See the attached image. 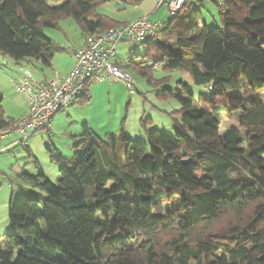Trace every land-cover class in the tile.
Instances as JSON below:
<instances>
[{"label":"trees","instance_id":"trees-1","mask_svg":"<svg viewBox=\"0 0 264 264\" xmlns=\"http://www.w3.org/2000/svg\"><path fill=\"white\" fill-rule=\"evenodd\" d=\"M103 1L0 0V53L50 66L61 49L44 28L71 17L87 36L129 22L97 13ZM220 6L222 27H209L185 0L144 42L145 58L155 54L209 89L198 100L190 83L166 89L181 105L176 133L153 129L143 142L110 132L99 141L84 123L74 158L53 157L57 183L21 174L33 188L10 203L0 264H264V0ZM91 83L76 103L90 99ZM2 101L0 92V127L16 120ZM218 107L238 111L240 125L221 131ZM175 194L178 206L163 210L159 202Z\"/></svg>","mask_w":264,"mask_h":264},{"label":"rangeland","instance_id":"rangeland-1","mask_svg":"<svg viewBox=\"0 0 264 264\" xmlns=\"http://www.w3.org/2000/svg\"><path fill=\"white\" fill-rule=\"evenodd\" d=\"M202 12V19L209 27H222L220 6L222 0H206L195 4ZM53 4V0H49ZM156 8L154 0H141L129 5L118 0L100 2L96 12L117 21H130L143 12H152ZM149 13V14H150ZM171 13L165 4L153 13L151 18L167 23ZM53 40V46L61 49L52 60V66H44L34 59L16 61L10 55L0 53V92L3 95L2 107L6 115L16 119L26 106V95L17 90L25 70L29 69L36 80L44 75L55 77L59 67L70 65L73 61L70 49L78 47L84 31L73 18L59 21V28H44ZM160 37L158 41H163ZM148 43L121 41L116 46L114 59L124 64H133L129 70L134 80L132 87L123 81L93 80L90 85L88 100L65 106L56 113L50 125L35 132L28 138L27 144L12 145L0 152V245H6L7 235L12 231L9 219L10 203L25 200L23 188H33L30 180L21 174L27 171L31 175L44 174L50 181L57 183L60 169L53 162L58 153L69 160L74 158V141L84 132L87 123L94 138L106 140L108 133L120 135L122 132L130 138L146 141L147 132L158 129L169 134L176 133L174 120H180V102L174 96L165 95L166 89L183 91L184 82L194 85L189 72L184 69L167 68L164 61L151 54L145 58ZM144 61V62H143ZM55 74V75H54ZM195 100L199 93L209 94L206 86H195ZM264 99V91L260 93ZM25 104V106H24ZM220 110L221 131L231 125L239 126V112H229L224 107ZM172 114V117L170 116ZM17 120V119H16ZM121 150L124 153V144ZM4 147V145H3ZM180 195L175 194L170 200L159 202L163 210L175 208ZM144 239L138 236L137 241Z\"/></svg>","mask_w":264,"mask_h":264},{"label":"built area","instance_id":"built-area-1","mask_svg":"<svg viewBox=\"0 0 264 264\" xmlns=\"http://www.w3.org/2000/svg\"><path fill=\"white\" fill-rule=\"evenodd\" d=\"M185 0H155L157 7L167 5L171 16L179 14ZM165 23L142 16L120 26L110 27L86 36L82 46L72 47L74 67L65 75L56 74L36 80L29 69L25 70L17 90L26 95L27 114L0 127V152L3 140L11 138V145H26L28 138L40 129L47 128L53 117L67 105H73L86 95L87 82L93 80L123 81L134 85L131 72L117 64L116 46L121 41L144 43L160 35Z\"/></svg>","mask_w":264,"mask_h":264},{"label":"crops","instance_id":"crops-1","mask_svg":"<svg viewBox=\"0 0 264 264\" xmlns=\"http://www.w3.org/2000/svg\"><path fill=\"white\" fill-rule=\"evenodd\" d=\"M154 1H155V0H154ZM159 8H161V7H157V5H156V8H154V10H153L151 13L148 12V11L143 12V13H142L139 17H137V18H140V17H142V16H150V17H151L152 14H153V13H156V11H157ZM149 13H150V14H149ZM137 18H134V20L137 19ZM130 21H132V20H130ZM85 38H86V36H85V34H84L83 37H82V39H81V41L77 44V46H82L83 43H84ZM72 56H73V55H72ZM115 60L118 61V62H121V61H119V60H117V59H115ZM37 62H39V61H37ZM39 63H40V62H39ZM121 63H122V62H121ZM74 64H75V58H74V56H73V61H72V63H71L70 65H66V66H63V65H62L61 67H59L58 70H54V71H55V74L65 75L66 73L70 72V70L74 67ZM50 66H52V62H51V65H50ZM55 74H54V75H55ZM45 78H48V76H45V75H44V77H43L41 80H43V79H45ZM103 80H105V79H103ZM106 80H108V79H106ZM75 104H76V103H75ZM24 106H25V104H24ZM28 110H29V104H28V101L26 100V106H25L24 111H22L21 114H20L16 119L25 116V115L27 114ZM3 111H4V114H5V117H6V118H8V119H14V118H11V117H9L8 115H6L4 109H3ZM53 118H54V117H53ZM11 142H12L11 138H9V137L5 138V139L3 140V145H4V147H5L6 149H7V147H12Z\"/></svg>","mask_w":264,"mask_h":264}]
</instances>
